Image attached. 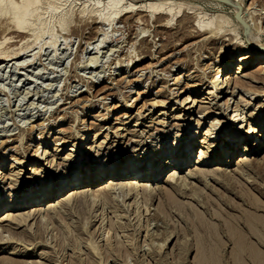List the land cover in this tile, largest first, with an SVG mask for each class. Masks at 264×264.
Masks as SVG:
<instances>
[{"label": "rangeland", "instance_id": "1", "mask_svg": "<svg viewBox=\"0 0 264 264\" xmlns=\"http://www.w3.org/2000/svg\"><path fill=\"white\" fill-rule=\"evenodd\" d=\"M22 1L2 0L0 3V158L4 160L0 169L4 177L0 182V205H7L9 209L18 199L31 201L45 194L58 181L64 184L83 176L90 180L91 176L97 175L104 182L108 173L121 167L140 169L142 160L138 158L156 157L155 153L165 147L175 158L186 147L194 145L192 161L197 160L195 152L199 154L202 146L210 149L207 152L211 157L234 156L228 177L224 179L210 171L212 176L198 179L189 178L192 169L181 172V179L189 184L186 189L180 187L179 194L184 197L175 194L173 198L184 203V207H173L171 203L175 198L163 193L175 188L174 184L166 183V178L147 186L153 193V200L148 204L147 196L141 194L143 186L124 202L118 199L121 205L126 206L125 213L110 208L103 200L98 201L93 214L99 218L84 229L90 237L83 235L78 238L74 231L79 221L75 212H79L78 207L81 208L84 201L70 203L69 210L75 212L69 217L67 211L63 212L67 221H62L59 216L48 220L45 207L39 216L18 228L19 234L15 235V241L19 238L17 243L0 245V250L4 251L0 252V264H264L258 257L238 258L239 255L234 253V257L232 254L241 248H249L244 240L243 243L238 242V246L235 244L242 234H247L249 223L258 225L257 218L264 221V166L260 171L250 165L240 167L233 164L244 153L242 149L258 139L259 128L254 125L261 119L254 117L250 120V115L264 112V85L252 83L257 87L252 94L242 90L234 92L235 68L244 57H264V49L251 45L244 31L234 28L230 0H225L226 3L182 0L185 4L170 25L165 24L166 18L162 14L140 11L143 0H136L137 9L133 13L119 15L111 14L113 11L105 5L108 0H36V3L30 0L32 3L25 14L22 6L26 0ZM98 1H101L99 6ZM231 1L243 5L247 17L253 19L249 20L253 33L264 43V0ZM128 3L130 0H123L119 7ZM15 5L20 12L23 11L21 13L25 16L21 17L24 19L16 15L19 11ZM173 9V13L179 11L177 6ZM20 12L18 15H23ZM14 18L25 21V38L16 34L17 21ZM199 21H204V25L218 36L205 30L199 33L198 28L195 29ZM229 62V78L232 80L227 96L217 102L221 106L219 109L208 110L209 104L206 103L182 107L188 97L203 100L212 88L216 79L212 81V77L218 73L219 66ZM257 64L247 71L243 81L249 83L250 77L257 75ZM209 74L210 78L201 82L200 87H191L200 84L201 79ZM190 75L195 78L188 77ZM178 78L181 81L176 85ZM176 88L175 93L178 94L172 99L171 94ZM180 89L184 92L180 93ZM240 97L251 104H240ZM240 105L247 112L243 127L248 125L246 130L254 127L257 131L250 135L249 143L243 136L226 148L224 141L233 140L227 139L228 133L242 121L240 112L239 120L235 124L231 122L235 109ZM160 112L164 115L159 116ZM136 123L140 124L134 126ZM261 124H264V119ZM209 130L213 134L206 138L204 133ZM42 131L49 136V142L41 145L39 153L43 155L47 150V160L54 158L55 166L63 162L68 167H54L50 171L42 165L43 161H30L40 143L38 136ZM86 133L85 143L94 147L91 156H86L89 151L85 150L82 159L78 157L75 162H69L66 156L75 145L76 138ZM173 143H178V146L182 143L183 146L177 147ZM57 145L61 152L54 153ZM263 157L264 152H261L255 158L262 160ZM34 166L44 170L39 174L28 170ZM105 168L108 169L106 172ZM155 169L156 166H149V173ZM168 171L161 175L162 179ZM118 178L123 182L131 181L132 177ZM28 187L31 190L25 193ZM253 194L257 196L255 199L262 201L258 203V200L251 199ZM113 197L119 198L118 191ZM168 200L171 205L168 204L167 208ZM260 203L262 206L256 208ZM65 210L59 208L55 213ZM20 213L17 214L24 215ZM38 220L44 229L40 227L39 230L42 229L45 235L35 241L24 238L22 234L25 232L35 234ZM263 221L257 226L261 233ZM6 227L0 226L3 236L9 235ZM228 228L237 233L229 232ZM261 249L263 251L264 247ZM11 252L19 255H10Z\"/></svg>", "mask_w": 264, "mask_h": 264}, {"label": "bare ground", "instance_id": "2", "mask_svg": "<svg viewBox=\"0 0 264 264\" xmlns=\"http://www.w3.org/2000/svg\"><path fill=\"white\" fill-rule=\"evenodd\" d=\"M24 1V0H23ZM22 1V2H23ZM123 0H108L106 1V7L111 9V11H113V13L111 14H116V15H119V14H128V13H133L134 10L137 9L136 7V0H130V3H128L127 5H124L119 7V5L122 3ZM141 1V0H140ZM138 1V2H140ZM212 1H216V0H212ZM211 0H207V2H211V3H216V2H212ZM2 2V0H0V3ZM22 2H21V5H22ZM34 2L36 3V0H34ZM38 2V1H37ZM24 3V2H23ZM32 2L30 0H26V3L25 5L23 4L22 7H25L24 9V12L21 10V12H23L25 14V11L26 9L29 8L30 4ZM97 5L99 6V4H101V1H98L96 2ZM142 5H140V11H146V12H149L151 13V15H155V14H162L164 18H166V23L165 24H169L172 22L173 20V17H175L177 14H179V12L181 11V8H182V5H184L185 3L182 1V0H143L142 2H140ZM229 3L232 4L233 6V20L235 22V24L233 26H235L234 28H236L237 30L239 31H244L245 35H247V38H249V42L251 45L253 46H256V47H259L260 49H264V43L263 42H260L259 40V37L257 35H255V33H253L252 31V28L250 27V17H247V14H246V11L243 9V5L240 4V3H234L233 1H229ZM138 4V3H137ZM17 5V4H16ZM15 5V6H16ZM20 4L18 5L19 7L21 6ZM18 6H16V8H18ZM32 6V5H31ZM177 6V8H179V11L177 12H174V7ZM14 8V9H16ZM243 10V11H242ZM16 10H14L15 12ZM17 11H19V8L17 9ZM16 11V12H17ZM20 12V11H19ZM18 12V14H19ZM20 12V13H21ZM241 12V16H242V21L245 22V24H243L242 22H239L237 19H238V13ZM21 13V14H23ZM16 13L17 16H20L19 18L20 19H24L22 17H24L25 15H18ZM14 16H15V13H14ZM15 16V18L17 17ZM22 16V17H21ZM172 16V17H171ZM171 17V18H170ZM13 18V17H12ZM14 18V19H15ZM18 18V17H17ZM115 19V17H113V20ZM137 19V18H136ZM19 20V19H18ZM17 19H15L14 21L17 23H15L16 25V34L19 35L20 37H23L25 38L26 37V30H27V25L24 24L25 21L23 20H19L18 21ZM232 20V21H233ZM253 20V19H252ZM251 20V21H252ZM146 21V20H145ZM139 22V21H138ZM142 22V21H141ZM232 22V23H234ZM140 23V22H139ZM195 24V23H194ZM14 25V26H15ZM198 27H195L198 28V31L200 33L203 32L205 30L206 33H209V34H217L216 32L213 31V29H208V25H204V21H199L198 24ZM164 27V25H163ZM194 27V26H193ZM15 28V27H14ZM13 30H16L14 29ZM203 30V31H202ZM257 31V30H256ZM14 32V31H13ZM205 33V34H206ZM204 34V33H203ZM201 35V34H200ZM199 35V36H200ZM208 35V34H207ZM11 36V35H10ZM218 36V34L216 35ZM215 36V37H216ZM17 38V37H15ZM21 38V39H23ZM210 38V37H209ZM207 39V38H206ZM205 39V40H206ZM209 40V39H208ZM248 40V39H247ZM3 41V40H2ZM1 41V42H2ZM207 41V40H206ZM17 42V41H16ZM3 43V42H2ZM5 43V42H4ZM15 43V41L13 42ZM1 44V43H0ZM3 45V44H2ZM30 48V47H29ZM28 48V49H29ZM26 49V48H25ZM27 49V50H28ZM23 51V50H22ZM20 52V51H19ZM18 52V53H19ZM1 55V54H0ZM11 55V54H10ZM15 55V54H14ZM17 56V55H16ZM8 57V56H7ZM242 57V56H241ZM6 58V57H5ZM98 61V60H97ZM258 64L255 66L256 68V71L257 72V75H250V79H249V83L248 82H245L243 81V78H246L247 77V71L251 68H253V66L255 65V63ZM97 64V63H96ZM233 64V62H232ZM231 69V62H229L228 64H222L219 66L218 70H217V74L216 76L212 77V81H213V78L215 79L213 82H212V88L208 91V95L206 97H204L203 100H199V99H196V98H191V97H188L186 100L183 101L182 103V107H187V105L193 103V106H197L198 103H206V104H209V108L208 110H211L212 111L214 109H219V106L218 105V100H222L225 96H227V88L229 86V83L232 79L229 78V70ZM237 71H236V74H234V79H233V82H234V92L237 91V90H242L243 91H246V93H250L252 94L255 93L256 91L254 89H256L257 87L252 85V83H260L262 85H264V57L260 56L258 58L256 57H244L241 59V62L240 64H238V66H236ZM261 75V77H260ZM211 74L209 75H206L205 77H203L200 81V84H195L193 86H191L192 88H195L197 89L198 87L201 86V84L207 80V78H210ZM190 78H195L192 77V75L188 76ZM199 77V76H198ZM180 78L177 79V84L178 85L180 83ZM202 82V83H201ZM202 88V87H201ZM229 89V88H228ZM175 90L174 89V93L171 94V98H176L177 94L178 93H175ZM257 90V89H256ZM184 92L183 89H180V93ZM263 94H264V91H262ZM258 93H256L257 95ZM259 96V95H257ZM264 97V95H263ZM238 101L242 103H244L245 105H248V104H251L249 103L246 99H244L243 97H240L238 99ZM131 107H133V104L131 105ZM190 107V108H192ZM229 108V107H228ZM203 109V108H201ZM191 110V109H190ZM242 112V113H240ZM234 115L231 119V122L233 124H235L239 118H238V114L240 113V120H242L240 122V125H234V128L233 130L228 133V138L227 139H230V138H233V140L231 142H229L228 140L224 141L225 144H227L225 147L227 148L228 145H231V144H235L237 142V140L241 139L243 136L246 137V139H248L246 142L249 143V138H250V135L255 133L257 131V129L255 128H259L258 129V139L254 140V143L250 144V146H247L246 148L242 149V152L244 150V153L240 156L237 157V159H239L238 162H234L233 164L237 165V166H240V167H244V166H247V165H250V166H253L255 168H257L258 170H262L263 166H264V157L262 160H259L257 158H255L257 156V154L261 153V152H264V139H263V134H264V124H261V121L264 119V112L262 114L261 113H252L250 115V120H253L254 117H260L259 119H261V121L257 122V124L254 125V127H249L248 130H246V127L248 125H246V127H243L244 126V121L246 119V116H245V113L247 114V112L244 111V109H241V105L237 107V109H235L234 111ZM164 113L160 112V115L159 116H163ZM258 115V116H257ZM178 118V117H177ZM107 119H105L106 121ZM159 122V121H158ZM161 123V121H160ZM218 124H221V122H217ZM44 124V123H43ZM140 123H136L134 126H138ZM164 124V123H163ZM162 124V125H163ZM213 124V123H212ZM161 125V124H160ZM249 125H251V123L249 122ZM215 125H213V127H215ZM120 130V129H119ZM124 130V129H123ZM72 131V134L74 133L73 130ZM70 131V132H71ZM43 133L39 134L38 136V141H40V143L37 145V148L35 149L34 151V154H33V157H32V160L30 159V161H43L44 163L42 165H46V168H49L50 171L55 167L57 169L61 168V167H65L67 166L68 167V164H65V163H57V166L54 165L55 163V160L54 158L52 160H47L49 158L46 157L49 153L47 150H44V154H40L39 153V150L41 149V145L42 144H46L47 142H49V136H45V131H42ZM161 132V131H160ZM70 134V133H69ZM213 133H211V130L207 131V133H204V136L206 138H210L211 135ZM88 134H84L82 136H78V138H76V143L75 145L70 149V153L66 156L67 160H69V162H75L76 159L79 158H83V154H85V150H88L89 152L86 153V156H91L92 154V151H93V146H89L87 145L86 142V136ZM118 136V134L116 135ZM215 138V137H214ZM107 139V138H106ZM185 139V138H184ZM245 139V138H244ZM36 140H37V137H36ZM191 140V139H190ZM31 141V139L29 140ZM28 141V142H29ZM104 142V141H103ZM191 142V141H190ZM194 142V140H193ZM204 142V141H203ZM202 142V143H203ZM188 143V142H187ZM223 143V142H222ZM178 143H173V145H177ZM192 144V142H191ZM206 144V143H205ZM247 144V143H246ZM208 145V144H207ZM221 145V144H220ZM58 146V145H57ZM180 146H183L182 143H179V146L177 145V147H180ZM186 146H189L186 144ZM219 146V145H218ZM216 146V147H218ZM235 145H232V147H234ZM176 147V150H178V148ZM214 147V146H213ZM43 148V147H42ZM99 149H102V146L99 145ZM194 145L193 147L190 146V147H186V150L184 152H180L176 155V157L174 158L173 156H171L170 154H168V151H167V148L165 147L163 150H159L158 153H155L156 154V157H153V158H150V156H146L144 158H141L138 160H142L141 164L142 166H140V169L138 170H135L134 168H131V167H121L117 170H113L112 172L108 173V176H107V180H105L104 182H102V178L101 176H91L92 178H85L84 176L83 177H80L78 180H70L71 182H65L64 184H62L61 182L62 181H58L55 183L54 187L51 188L49 187L47 192L45 194H42V196H36L34 199H31V201H27L25 200L24 198L23 199H18V201L16 202H13L11 205H10V208H8L7 205H4V204H1L0 205V226H7L6 228V232H8V236H3V232L0 231V245L2 244H5V245H8V244H13V243H17V240L19 238H16V241H15V235H18L19 233L17 232L18 228L21 227L22 225H25L26 222L30 221V220H33L35 219L37 216H39L42 212V210L44 209L45 211V207L46 208V214L47 215V219L52 221L54 219L55 216H59V218H61L62 221H67L66 217L72 215L74 212L71 211V209L69 210L68 206L70 205L71 202H77L79 203L78 201H84L83 202V205L81 206V208L78 207L79 209V212H75L76 214H78V219L79 221L77 222L78 225L75 226V230L76 231V237L80 238L81 236L83 235H88L84 229L87 225L93 223L96 219H97V215L96 214H93V213H96L95 210L97 208V205L99 204L98 201H104L105 203L108 204V206L110 205V208H115L118 211H122L124 212L126 210V206L125 205H121V202H124L127 198H130L131 196L130 195H133L137 189H141V194L147 196V200L146 201V198H145V201L146 203L149 202V201H152L153 199V193L151 192V190L148 189L147 186H149L150 184V187H151V184H157L159 182H161L162 180H164L166 178V183L172 185L174 184L175 188L171 191L169 189L167 190H164L163 193L168 196H170L169 198L172 197L177 194L178 196H182L184 197L183 195L179 194V190H180V187L184 186V188L187 186V184H185L186 181L182 180L181 179V172H183L184 170H187V169H192L193 171H190L189 173V178H204V177H208V176H212V175H220L223 177H228L227 175V172L228 170L230 169V165L232 164V158L234 155H230V157L228 158H225L224 155H220L218 157H211V155L208 154L207 151H210V149L206 146H202L201 147V150L199 152V154H197V151L195 152L196 153V156H197V160H194L192 161V158H193V151H194ZM43 150V149H42ZM183 151V150H182ZM61 152L60 150V146L57 147V149H55L54 153H59ZM236 152V150H234V153ZM100 154V153H99ZM51 156V155H50ZM85 156V157H86ZM55 157V156H54ZM69 158V159H68ZM159 159V160H158ZM174 159V160H173ZM177 159V160H175ZM236 159V160H237ZM194 163V164H193ZM21 165L24 164V163H20ZM4 165V160H2V158H0V169H1V166ZM149 166L150 167H155L156 166V169L153 170L151 173H149ZM77 168V167H76ZM110 169V168H109ZM28 170H33L34 172H36V174H39L42 170V168L40 167H32L31 169H28ZM46 170V169H45ZM93 170V169H92ZM108 169L105 168V172L107 171ZM169 170V171H168ZM166 171H168V173L163 177V179L161 178V175L165 174ZM212 175H210V173ZM73 172V171H72ZM19 174V173H18ZM261 174V173H260ZM3 175V172L0 171V182L2 181V177ZM107 175V174H106ZM243 175V174H242ZM122 177V176H130L132 178L131 181H123V182H119V178L118 177ZM241 176V175H240ZM72 179V177H70ZM101 178V179H100ZM133 178H136L135 180ZM213 178V177H212ZM230 178V177H229ZM228 178V180H229ZM243 178V176H242ZM139 179H142L143 181L139 180ZM264 179V178H263ZM226 180V179H225ZM227 180V181H228ZM16 181V180H15ZM141 181V182H140ZM184 181V183H183ZM232 181V180H231ZM14 182V181H13ZM12 182V183H13ZM123 183V184H122ZM228 183V182H227ZM230 183V182H229ZM191 184V183H190ZM29 185V184H28ZM226 185V184H225ZM224 185V186H225ZM229 185V184H228ZM234 185V183H233ZM223 186V188H224ZM232 186V184L230 185ZM222 187V185H221ZM245 187V186H244ZM154 188V187H153ZM160 188V187H159ZM232 188V187H231ZM234 188V187H233ZM246 188V187H245ZM260 188V187H259ZM158 189V187H157ZM186 189V188H185ZM225 189V188H224ZM264 189V188H263ZM29 187H28V191H25L26 192H29ZM153 190V189H152ZM178 190V192H176ZM232 190V189H230ZM259 190V189H258ZM119 193V198H116V197H113V194L115 193ZM226 191V190H225ZM239 191V190H238ZM157 192V191H156ZM162 192V191H161ZM248 192V191H247ZM251 192V191H250ZM261 192V191H260ZM37 193V192H36ZM62 193V195H61ZM64 193V194H63ZM159 193V192H157ZM181 193H182V190H181ZM243 193V192H242ZM252 193V192H251ZM250 193V194H251ZM262 193V192H261ZM138 195H141L139 193H137ZM241 194V192L239 193ZM263 194V193H262ZM235 195V194H234ZM243 195L242 194V198H243ZM26 196V195H25ZM197 196V195H195ZM248 196V195H247ZM246 196V197H247ZM252 196V195H251ZM254 196V194H253ZM256 196V195H255ZM255 196L254 198L251 197V199H255ZM261 196V195H260ZM259 196V197H260ZM192 197H194L192 195ZM245 197V196H244ZM257 197V196H256ZM196 198V197H194ZM198 198V197H197ZM226 198V197H225ZM240 198V197H239ZM92 199V200H91ZM118 199H121L120 201ZM167 199V198H166ZM221 199V198H220ZM248 199V198H246ZM259 199V198H258ZM257 198L255 200H258ZM171 200V199H170ZM195 200V199H193ZM199 200V199H197ZM212 200V199H211ZM222 200V199H221ZM220 200V201H221ZM226 200H228L226 198ZM260 200V199H259ZM258 200V203L261 202ZM172 201V200H171ZM170 201V203H171ZM175 201V202H174ZM176 198L172 201L173 203V207L174 205H178L177 207H182L184 205V203H181L179 200L176 202ZM224 201V200H222ZM252 202V200H250ZM169 200L167 201V205L166 207L168 206V203ZM199 202V201H198ZM212 202V201H211ZM228 202V201H227ZM254 202V201H253ZM252 202V203H253ZM256 202V201H255ZM104 203V204H105ZM138 203V202H137ZM205 203V201H204ZM225 203V202H224ZM248 203V202H247ZM257 203V202H256ZM81 204V202H80ZM148 204V203H147ZM170 204V205H171ZM199 205H201L200 203H198ZM213 204V202L211 203ZM245 204V203H244ZM250 204V203H249ZM31 205V206H30ZM136 208L138 207V204H136ZM187 205H189L187 203ZM186 205V206H187ZM205 205V204H204ZM258 208H260L261 203L260 204H256ZM79 206V204H78ZM129 206V205H128ZM203 206V205H202ZM201 206V207H202ZM207 206V205H206ZM214 206H216L214 204ZM229 206V205H228ZM232 206V205H231ZM249 206V205H248ZM164 207V205H163ZM184 207V206H183ZM192 207V205H191ZM189 207V208H191ZM204 207V206H203ZM264 207V206H262ZM59 208H65L66 210L65 211H62V213L58 212V213H55L57 209ZM168 208V207H167ZM208 208V207H207ZM207 208L205 207V209L207 210ZM233 208V207H232ZM68 209V210H67ZM82 209V211L80 210ZM149 209V208H148ZM170 209V208H169ZM168 209V210H169ZM175 209L177 210V208L175 207ZM175 209H172L173 211ZM186 209V208H185ZM188 209V207H187ZM63 210V209H61ZM180 209L178 208V211ZM184 210V209H182ZM191 209H189L188 211H190ZM193 212H196L194 211L195 209L192 208ZM204 210V209H203ZM205 210V211H206ZM219 210V209H218ZM59 211V210H58ZM67 211V216L64 215L63 212H66ZM70 211V212H69ZM81 211V212H80ZM167 211V210H166ZM171 211V213L173 212ZM186 211V210H185ZM22 212L24 215H19L17 213H20ZM149 212V211H148ZM168 212V211H167ZM170 212V211H169ZM184 212V211H183ZM199 212V211H197ZM208 212V211H207ZM218 212V211H217ZM217 212H216V216H217ZM246 212V211H245ZM20 213V214H22ZM51 213H54L55 215H51ZM114 212L112 211L111 214L112 216L115 215L113 214ZM125 213V212H124ZM151 212H149L150 214ZM175 213H177L175 211ZM182 213V211H181ZM191 213V212H190ZM202 213V212H201ZM209 213V212H208ZM219 213V212H218ZM179 214V212H178ZM177 214V215H178ZM193 214V213H192ZM203 214V213H202ZM210 214V213H209ZM126 215V214H125ZM155 215V214H154ZM170 215V213H169ZM187 216V213L185 214ZM194 215V214H193ZM201 215V214H199ZM198 215V216H199ZM212 215V214H211ZM210 215V216H211ZM215 215V213L213 214ZM123 216V215H122ZM157 216V215H156ZM182 216V214H181ZM192 216V215H191ZM198 216H197V219H198ZM205 216V215H204ZM77 217V216H76ZM118 217V216H117ZM126 217V216H124ZM159 217V215H158ZM180 217V216H179ZM195 217V218H194ZM192 219L195 221L196 220V216H194ZM201 217V216H200ZM199 217V218H200ZM215 216H213L214 218ZM253 217V216H252ZM251 217V218H252ZM258 217V216H257ZM83 218V219H82ZM99 218V217H98ZM127 218V217H126ZM183 216L180 218L182 219ZM186 218V217H185ZM203 218V217H202ZM239 218V217H238ZM256 218V217H255ZM261 218V217H260ZM82 219V220H81ZM188 219V218H187ZM191 219V217H190ZM189 219V220H190ZM217 219V218H216ZM264 219V218H263ZM85 220V221H84ZM116 220V219H115ZM129 220V219H128ZM199 220V219H198ZM252 220V219H250ZM254 220V219H253ZM257 221L258 222V225H254L249 223V228H248V231H247V234L245 235H241L240 236V241H238L239 239H235L236 241V245L238 246V242L239 243H243L245 241L246 245L249 246V250L248 249H242L241 247V250H237L238 247H236L235 249L237 251L235 252H232L233 256L235 255L234 253H236V255H239V257L243 258V257H246L247 256H250V257H254V259L257 257L260 258V262L264 261V250L262 251L261 248L264 247V229H262V233H261V230H258L259 228L257 226H259V223L263 220H259L257 218ZM84 221V222H83ZM185 221H188L185 219ZM184 221V222H185ZM202 221H204L202 219ZM235 221V220H234ZM239 221V220H238ZM255 221V220H254ZM8 222V225H5L6 223ZM118 222V221H117ZM198 222V221H197ZM231 222V221H230ZM264 222V221H263ZM41 221H36V232L35 234H30L28 235L26 232L22 234V236L24 238L27 237V239L31 240V241H35L37 238H40L42 237L43 233L41 231H43V225L41 226ZM51 223V222H50ZM82 223H84V227L83 225H81ZM189 223V222H188ZM192 223V222H191ZM199 223V222H198ZM204 223V222H202ZM256 223V222H255ZM260 223V224H261ZM28 224V223H27ZM68 224V222H67ZM193 225L195 224V222L192 223ZM206 224V223H204ZM232 224V222H231ZM238 224V223H237ZM243 224V223H242ZM263 224V223H262ZM261 224V225H262ZM14 225V226H13ZM230 225V224H229ZM115 226V225H114ZM220 226V225H219ZM228 226V225H226ZM239 226V224H238ZM42 227L41 231L39 230V228ZM200 227V226H199ZM230 227V226H229ZM257 227V228H256ZM264 228V225L261 226ZM46 228V227H45ZM88 228V227H87ZM122 228V227H121ZM234 228V227H233ZM237 228V226L235 227ZM241 228V227H240ZM47 229V228H46ZM46 229H45V232H46ZM247 229V228H246ZM48 230V229H47ZM229 232L232 233L233 230H230L228 228ZM239 230V229H237ZM243 230V229H240V231ZM120 231V230H119ZM235 231V230H234ZM233 231V232H234ZM44 232V231H43ZM235 233H237L235 231ZM240 233V232H239ZM45 235V234H44ZM43 235V236H44ZM231 236L233 234H230ZM240 235V234H239ZM248 235V236H247ZM212 236V235H211ZM238 236V235H237ZM22 237V238H23ZM88 237H90L88 235ZM214 237H216L214 235ZM213 237V239H214ZM230 237V236H229ZM234 237V235H233ZM232 237V239H233ZM239 237V236H238ZM236 238V237H234ZM74 239V238H73ZM229 239V238H228ZM247 239L251 240V241H248ZM41 240V239H40ZM75 240V239H74ZM82 240V238H81ZM244 240V241H242ZM19 241V240H18ZM24 241L23 239H21V242ZM69 239L67 240V243H68ZM234 241V239H233ZM252 241H255V243H253ZM28 243V242H27ZM37 243V242H36ZM64 243V242H63ZM32 244V243H31ZM65 245V244H64ZM242 246V244H240ZM200 246V245H199ZM66 247V246H65ZM235 247V246H234ZM243 247V246H242ZM245 247V245H244ZM243 247V248H244ZM247 248V247H246ZM62 249V248H61ZM110 249V248H109ZM201 249V248H199ZM234 249V250H235ZM261 249V250H260ZM6 250V249H5ZM113 250V249H112ZM232 250V251H234ZM199 251V250H198ZM0 252H4V251H1ZM10 255H13V256H17L19 255L18 252H11L9 253ZM22 256V254H20ZM41 255V254H40ZM197 256V255H196ZM195 256V257H196ZM235 257V256H234ZM197 258V257H196ZM195 258V259H196ZM237 258V259H238ZM11 259V258H10ZM250 259V258H249ZM13 260V259H12ZM6 261V260H5ZM9 261V258L8 260ZM15 261V260H13ZM13 261H10V262H13ZM258 261V260H257ZM263 264V263H262Z\"/></svg>", "mask_w": 264, "mask_h": 264}, {"label": "water", "instance_id": "3", "mask_svg": "<svg viewBox=\"0 0 264 264\" xmlns=\"http://www.w3.org/2000/svg\"><path fill=\"white\" fill-rule=\"evenodd\" d=\"M217 1H219V2H223V3H226L225 0H217ZM242 11H243V10H242ZM238 21H239V22H242L243 24H245V22L242 21V18H241V12L238 13Z\"/></svg>", "mask_w": 264, "mask_h": 264}]
</instances>
